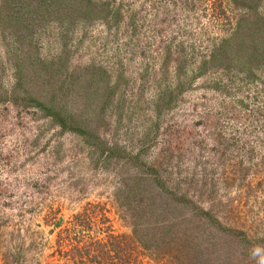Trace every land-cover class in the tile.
Here are the masks:
<instances>
[{"label": "rangeland", "instance_id": "obj_1", "mask_svg": "<svg viewBox=\"0 0 264 264\" xmlns=\"http://www.w3.org/2000/svg\"><path fill=\"white\" fill-rule=\"evenodd\" d=\"M0 264H264V0H0Z\"/></svg>", "mask_w": 264, "mask_h": 264}, {"label": "trees", "instance_id": "obj_2", "mask_svg": "<svg viewBox=\"0 0 264 264\" xmlns=\"http://www.w3.org/2000/svg\"><path fill=\"white\" fill-rule=\"evenodd\" d=\"M72 1V0H71ZM68 4H72L73 5V7H75V5H76V7L74 8L75 10H76V8H77V6H79L78 4H76V3H72V2H70V1H68ZM80 6L82 7V4H80ZM81 7H80V10H78V11H81ZM87 8L85 9V10H87L89 7H90V5L89 6H86ZM84 10V11H85ZM83 11V10H82ZM239 30H235L234 32H233V34H235V33H240L241 32V29H240V27H237ZM232 34V35H233ZM61 122V121H60Z\"/></svg>", "mask_w": 264, "mask_h": 264}]
</instances>
